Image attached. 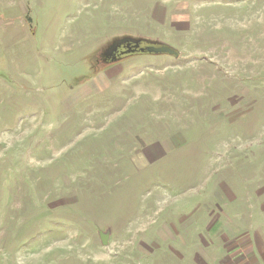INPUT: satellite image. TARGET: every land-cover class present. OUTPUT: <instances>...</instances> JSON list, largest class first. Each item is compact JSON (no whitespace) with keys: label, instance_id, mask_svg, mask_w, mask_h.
I'll list each match as a JSON object with an SVG mask.
<instances>
[{"label":"rangeland","instance_id":"rangeland-1","mask_svg":"<svg viewBox=\"0 0 264 264\" xmlns=\"http://www.w3.org/2000/svg\"><path fill=\"white\" fill-rule=\"evenodd\" d=\"M262 204L264 0H0V264H219Z\"/></svg>","mask_w":264,"mask_h":264},{"label":"crops","instance_id":"crops-1","mask_svg":"<svg viewBox=\"0 0 264 264\" xmlns=\"http://www.w3.org/2000/svg\"><path fill=\"white\" fill-rule=\"evenodd\" d=\"M263 207L264 204L260 211H264ZM220 235L224 255L219 264H264V219H230Z\"/></svg>","mask_w":264,"mask_h":264},{"label":"water","instance_id":"water-1","mask_svg":"<svg viewBox=\"0 0 264 264\" xmlns=\"http://www.w3.org/2000/svg\"><path fill=\"white\" fill-rule=\"evenodd\" d=\"M122 45L125 49L120 53L122 55L129 56L137 53H146L152 55L165 54L173 56L175 58L179 56V53L176 49L162 42H145V44H143V41L141 39H134L130 37L113 39L106 49V55H110L111 53L115 52L117 48L121 47ZM102 242L104 244L103 240Z\"/></svg>","mask_w":264,"mask_h":264},{"label":"flooded vegetation","instance_id":"flooded-vegetation-1","mask_svg":"<svg viewBox=\"0 0 264 264\" xmlns=\"http://www.w3.org/2000/svg\"><path fill=\"white\" fill-rule=\"evenodd\" d=\"M110 43L107 44V46L104 48V50L102 52L101 61H100V59L98 60V62L102 63L103 65L104 64H109L110 62L111 63H114V62L120 61L123 58H125V57L128 56V55H122V54H120L123 50H125L124 47H123V45L121 47L117 48V50L115 52L111 53L110 55H106V49L108 48V46L110 45Z\"/></svg>","mask_w":264,"mask_h":264}]
</instances>
